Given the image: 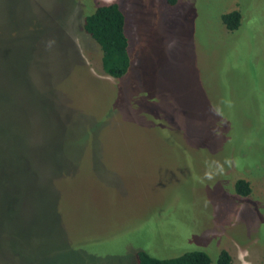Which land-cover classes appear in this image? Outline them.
<instances>
[{
  "label": "rangeland",
  "instance_id": "rangeland-1",
  "mask_svg": "<svg viewBox=\"0 0 264 264\" xmlns=\"http://www.w3.org/2000/svg\"><path fill=\"white\" fill-rule=\"evenodd\" d=\"M110 4L120 79L81 29ZM220 250L264 264V0H0V264Z\"/></svg>",
  "mask_w": 264,
  "mask_h": 264
},
{
  "label": "trees",
  "instance_id": "trees-1",
  "mask_svg": "<svg viewBox=\"0 0 264 264\" xmlns=\"http://www.w3.org/2000/svg\"><path fill=\"white\" fill-rule=\"evenodd\" d=\"M178 0H164L169 7ZM240 14L237 11L222 14L220 21L224 28L235 31L240 26ZM81 29L92 39L101 52L100 65L103 73L112 78H122L129 68L127 53L128 41L124 34V16L117 5H103L96 7L82 19ZM234 193L242 198L250 194L247 181L238 179L233 184ZM135 264H211L209 257L202 251H190L170 259H157L145 252L135 254ZM216 264H231V257L225 250H220Z\"/></svg>",
  "mask_w": 264,
  "mask_h": 264
}]
</instances>
